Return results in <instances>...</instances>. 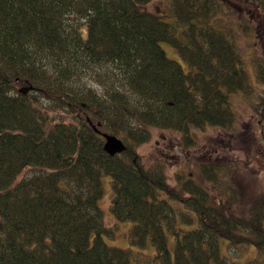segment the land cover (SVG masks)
<instances>
[{
	"label": "trees",
	"instance_id": "obj_1",
	"mask_svg": "<svg viewBox=\"0 0 264 264\" xmlns=\"http://www.w3.org/2000/svg\"><path fill=\"white\" fill-rule=\"evenodd\" d=\"M151 1L0 0V264H130L103 239L102 174L112 216L133 221L130 243L149 240L161 264H237L250 247L256 256L243 264H264V189L248 198L228 185L214 201L209 188L232 165L198 162L196 180L180 168L173 182L138 151L154 129L180 134L186 148L196 131H238L230 94L239 92L255 97L264 144V90L255 94L232 40L209 24L214 0H166L175 24L147 10ZM254 77L264 85L260 59ZM103 132L125 150L106 153ZM180 218L196 225L182 230Z\"/></svg>",
	"mask_w": 264,
	"mask_h": 264
},
{
	"label": "rangeland",
	"instance_id": "obj_2",
	"mask_svg": "<svg viewBox=\"0 0 264 264\" xmlns=\"http://www.w3.org/2000/svg\"><path fill=\"white\" fill-rule=\"evenodd\" d=\"M214 3L216 10L209 24L232 40L242 60L243 69L249 76L248 81L255 87L257 90L255 94H257L264 90V85L257 82L254 77L256 60L264 61V13L257 7L255 0H214ZM145 8L163 15L164 21L175 24L174 16L166 0H152ZM159 45L166 57L178 61L184 71L189 70V65L172 44L161 41ZM253 99L246 98L240 92L231 93L230 101L232 109L237 114L236 130L238 131L226 134L212 127L204 131H196V145L189 148L181 144L180 134L154 129L151 139L138 147L145 165L162 166L173 182L174 173L184 168L185 173L189 175L194 173L192 178L196 180L198 177L196 163L198 162L212 161L220 166L232 165L233 174L226 172L219 186L209 188L212 200L219 199L223 188L225 190L228 185L238 187L245 197L254 196L255 193L264 189V144L257 138L259 127L250 104ZM50 114L64 121L71 120L70 116L63 112L51 111ZM100 178L103 192L98 199V205L103 212L105 226L110 228V232L103 234L106 244L127 250L130 264H161L160 258L156 256V249L149 240L141 247L130 243L129 233L134 222L114 219L110 211L111 178L107 174H102ZM172 204L182 210L181 205ZM189 214L192 218L195 217L193 212ZM178 225L182 230H188L196 225V220L187 224L180 218ZM165 232L168 237V248L172 254L173 235L170 231L165 230ZM226 248L227 241L221 240V254L226 255ZM240 252L243 255L233 259L237 264H243L249 258L256 256V250L253 247L243 248Z\"/></svg>",
	"mask_w": 264,
	"mask_h": 264
},
{
	"label": "water",
	"instance_id": "obj_3",
	"mask_svg": "<svg viewBox=\"0 0 264 264\" xmlns=\"http://www.w3.org/2000/svg\"><path fill=\"white\" fill-rule=\"evenodd\" d=\"M19 91L25 94L28 91V88L22 87L19 89ZM101 134L104 138L103 148L106 153L113 156L122 153L125 150L126 145L119 137L106 132H103Z\"/></svg>",
	"mask_w": 264,
	"mask_h": 264
},
{
	"label": "flooded vegetation",
	"instance_id": "obj_4",
	"mask_svg": "<svg viewBox=\"0 0 264 264\" xmlns=\"http://www.w3.org/2000/svg\"><path fill=\"white\" fill-rule=\"evenodd\" d=\"M255 27H256V25H255Z\"/></svg>",
	"mask_w": 264,
	"mask_h": 264
}]
</instances>
